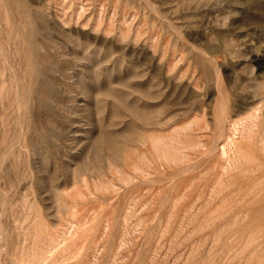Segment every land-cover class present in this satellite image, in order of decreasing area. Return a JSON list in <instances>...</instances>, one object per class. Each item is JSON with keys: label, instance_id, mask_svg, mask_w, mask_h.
Wrapping results in <instances>:
<instances>
[{"label": "rangeland", "instance_id": "rangeland-1", "mask_svg": "<svg viewBox=\"0 0 264 264\" xmlns=\"http://www.w3.org/2000/svg\"><path fill=\"white\" fill-rule=\"evenodd\" d=\"M0 264H264V0H0Z\"/></svg>", "mask_w": 264, "mask_h": 264}, {"label": "bare ground", "instance_id": "bare-ground-1", "mask_svg": "<svg viewBox=\"0 0 264 264\" xmlns=\"http://www.w3.org/2000/svg\"><path fill=\"white\" fill-rule=\"evenodd\" d=\"M25 52V51H24ZM48 56V55H47ZM147 112V111H146ZM149 117V116H148ZM106 137H108V136H106ZM105 139V138H104ZM105 141V140H104ZM116 146V145H115ZM112 151V150H111ZM99 152V151H98Z\"/></svg>", "mask_w": 264, "mask_h": 264}]
</instances>
